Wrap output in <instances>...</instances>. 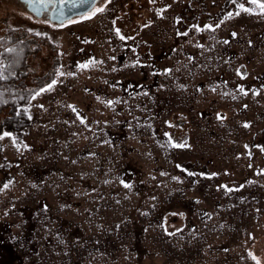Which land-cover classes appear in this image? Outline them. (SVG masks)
<instances>
[{
	"label": "rangeland",
	"instance_id": "rangeland-1",
	"mask_svg": "<svg viewBox=\"0 0 264 264\" xmlns=\"http://www.w3.org/2000/svg\"><path fill=\"white\" fill-rule=\"evenodd\" d=\"M239 2L97 0L61 27L0 0L42 38L30 123L0 139V264H254L264 12Z\"/></svg>",
	"mask_w": 264,
	"mask_h": 264
},
{
	"label": "trees",
	"instance_id": "trees-1",
	"mask_svg": "<svg viewBox=\"0 0 264 264\" xmlns=\"http://www.w3.org/2000/svg\"><path fill=\"white\" fill-rule=\"evenodd\" d=\"M7 20V17L0 19V37L5 40L0 47V59L6 69V78L0 80V135L8 132L14 141H20L30 123L26 105L39 89L37 86H42L37 85L40 78L30 63L38 53L42 38L27 35L16 25L9 27ZM8 48L15 52H5ZM28 77L32 80L28 81Z\"/></svg>",
	"mask_w": 264,
	"mask_h": 264
},
{
	"label": "snow or ice",
	"instance_id": "snow-or-ice-1",
	"mask_svg": "<svg viewBox=\"0 0 264 264\" xmlns=\"http://www.w3.org/2000/svg\"><path fill=\"white\" fill-rule=\"evenodd\" d=\"M233 2L237 4L238 8H240V9H242L244 11H249V9L245 8L244 7V4L243 3H240L239 0H233ZM246 2H249L251 4L257 5L259 7L260 11L261 12H264V2H261V0H246ZM25 3L28 4L29 6H31L32 7V10L34 12H36L37 14H40L42 11H46L47 10V6L49 4H52L53 7L55 8V0H25ZM80 3L81 4H86V3H89V0H80ZM93 3H94V0H93ZM104 10L105 9L103 7H94L93 11L91 13H89L88 15L81 14V18L82 19H89V18H91L92 15H95L97 12H103ZM60 14L63 15L62 12ZM236 14L238 15L239 13L237 12ZM231 16H232V13H229V17L228 18H230ZM75 22L76 21H74V20H70L69 21V23H75ZM60 26L61 27L64 26L63 22H61ZM218 26L219 25H217V27ZM205 27H211V26L210 25H206ZM117 34L119 35V29H117ZM121 39H124V37L121 36ZM5 52L12 53V52H15V49L8 48V49H5ZM80 67L86 68V67H88V65L87 64H83V65H80ZM5 70L6 69L4 68V66L0 65V80H3V79L6 78L5 75H4ZM61 75H62V73H61ZM55 83H56V81L53 80L51 82V84H49L47 86V89L42 88V89H40V91L41 92H44L46 90L51 89L52 85H54ZM240 90L242 92L244 91L243 88H241ZM37 95H39V93H37ZM33 98H35V97H33ZM245 126H247V125H245ZM10 135H11V133L4 132L3 135H0V139H3L5 136H10ZM177 146H182V145H177ZM5 187H7V185H5ZM253 259L255 260L256 257L253 256ZM257 264H259V261H257Z\"/></svg>",
	"mask_w": 264,
	"mask_h": 264
},
{
	"label": "water",
	"instance_id": "water-1",
	"mask_svg": "<svg viewBox=\"0 0 264 264\" xmlns=\"http://www.w3.org/2000/svg\"><path fill=\"white\" fill-rule=\"evenodd\" d=\"M25 3V0H21ZM96 0H89V3L81 4L80 0H55V8L53 7L47 16L48 20L54 23H61L65 20H68L74 16H79L88 12L92 9L93 5L95 4ZM26 4V3H25ZM48 8V7H47ZM26 10L31 12L37 17H40L44 11L40 14H37L32 10V7L26 4ZM63 13L61 15L60 13Z\"/></svg>",
	"mask_w": 264,
	"mask_h": 264
},
{
	"label": "flooded vegetation",
	"instance_id": "flooded-vegetation-1",
	"mask_svg": "<svg viewBox=\"0 0 264 264\" xmlns=\"http://www.w3.org/2000/svg\"><path fill=\"white\" fill-rule=\"evenodd\" d=\"M97 1V0H96ZM19 2H21V4H23V6H25V8H26V4L23 2V1H21V0H19ZM261 2H264V0H261ZM96 3V2H95ZM95 5V4H94ZM94 5H93V7H94ZM48 8H47V10L46 11H44L43 13H42V15L39 17V18H44L45 20H47L48 22H51L50 20H48V18H47V16H48V14H49V11L53 8V5L52 4H49L48 6H47ZM92 7V8H93ZM81 16V15H80ZM51 23H54V22H51ZM55 24V23H54ZM264 227V226H263ZM263 230H264V228H263ZM263 234H264V232H263ZM263 239H264V236H263ZM261 240V237H260V239L258 240V243L259 244H261V246L262 247H259L258 245V247H255V249L252 251V254H251V256H250V260L254 263V264H257V261H259V264H264V243H262V241H260ZM261 242V243H260ZM253 256H255L256 257V259L254 260L253 259Z\"/></svg>",
	"mask_w": 264,
	"mask_h": 264
}]
</instances>
